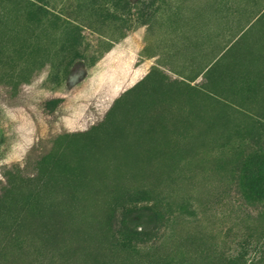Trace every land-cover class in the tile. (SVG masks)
I'll use <instances>...</instances> for the list:
<instances>
[{
    "label": "rangeland",
    "instance_id": "1",
    "mask_svg": "<svg viewBox=\"0 0 264 264\" xmlns=\"http://www.w3.org/2000/svg\"><path fill=\"white\" fill-rule=\"evenodd\" d=\"M263 118L264 0H0V217L11 176L88 153L65 134L104 122L94 163L125 170L18 200L0 264H264ZM115 187H153L155 216Z\"/></svg>",
    "mask_w": 264,
    "mask_h": 264
},
{
    "label": "trees",
    "instance_id": "2",
    "mask_svg": "<svg viewBox=\"0 0 264 264\" xmlns=\"http://www.w3.org/2000/svg\"><path fill=\"white\" fill-rule=\"evenodd\" d=\"M260 70H263L261 68ZM256 73V72H255ZM257 75L260 74L259 72L256 73ZM256 82V80H253ZM247 80H243L240 84V89L243 92H246V83ZM218 85V84H217ZM216 85V88H217ZM255 86V85H254ZM256 88V86H255ZM119 102V101H118ZM118 102L116 105L118 106ZM229 105L227 103H221V109L222 113L228 112ZM112 114V110H110L109 115H107V118L110 117ZM147 120V118H145ZM104 124H98L95 127H92L91 129L73 134L63 135L60 140L62 141H73L71 139H76L74 141L81 142L82 148H85V145L88 153L83 154V152L80 154V157L74 160L77 157V154L74 153V158L70 156H65L63 152H50L46 153L42 156V158L39 159V161L36 162V175L33 179L27 178L26 190L27 192L21 193V190L23 188H18V186H13V179L11 176V179L8 180V183H10V186L7 187V190H5V193L3 194V207L4 214L0 217V223L5 222V217H7V213H10L9 210H11L13 205L15 203H18V200L20 201V205L23 207H26L27 212L29 211L32 213V216H36L39 213V203L43 200L44 196L46 195L48 191L54 194V191H56L57 186L54 184L56 181L57 183H61L62 189L67 191V197L65 200L71 204L73 201L77 200V192L80 189L81 191H84V189L87 186H96L99 184L100 186H105L109 184L106 183V180L111 181L112 178H124L125 170L123 169L120 174L117 176V173L119 171V167L115 166L113 169L109 168L108 166H98L94 162H96V158L93 157V152L95 149L99 147L101 144V141L106 138L108 139L111 135H109L108 131L104 129ZM107 124H105L106 126ZM259 127H262L261 129H264V118L263 120L259 121L258 124ZM153 135H150L152 138ZM112 138V137H111ZM153 139V138H152ZM76 151V150H75ZM152 156V155H151ZM152 158L150 157V160ZM263 158L261 156H258L256 159V166L254 169V172L256 176L260 179L263 178V173L261 171V164L263 163ZM260 168V169H259ZM133 170V169H132ZM262 174V176H258L257 174ZM72 176V177H69ZM91 176V179L89 178ZM57 178V179H56ZM105 179V181H103ZM52 180H55L54 182ZM59 181V182H58ZM69 181V182H68ZM72 182V184H71ZM105 183V184H102ZM16 184V183H15ZM101 184V185H100ZM59 188V184H58ZM114 194L118 193L117 195L113 196L112 203H110V206L113 208L116 207H123L125 205H133L136 203H142L141 208L144 211L151 212L152 215L155 216L156 214V208H159L160 203L158 196V192L151 187L149 189L143 190L139 193L136 189L134 191L130 192L127 189H124V191L121 193V188H113ZM126 190V191H125ZM21 193V194H20ZM83 193V192H81ZM20 194V195H19ZM22 196V198H21ZM53 197L51 200H49V203H51V208L53 206L52 203ZM71 202V203H70ZM134 207V206H133ZM51 208H47V214L51 212ZM49 210V211H48ZM137 234H142L141 231L138 233H135V236Z\"/></svg>",
    "mask_w": 264,
    "mask_h": 264
}]
</instances>
